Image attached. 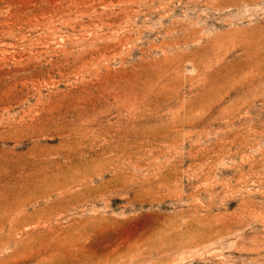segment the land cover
<instances>
[{
  "label": "rangeland",
  "instance_id": "rangeland-1",
  "mask_svg": "<svg viewBox=\"0 0 264 264\" xmlns=\"http://www.w3.org/2000/svg\"><path fill=\"white\" fill-rule=\"evenodd\" d=\"M0 264H264V0H0Z\"/></svg>",
  "mask_w": 264,
  "mask_h": 264
}]
</instances>
